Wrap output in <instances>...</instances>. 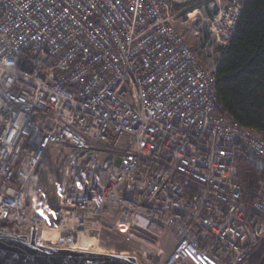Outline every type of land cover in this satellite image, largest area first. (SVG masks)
I'll list each match as a JSON object with an SVG mask.
<instances>
[{"label":"built area","instance_id":"built-area-1","mask_svg":"<svg viewBox=\"0 0 264 264\" xmlns=\"http://www.w3.org/2000/svg\"><path fill=\"white\" fill-rule=\"evenodd\" d=\"M191 1L0 0V236L69 251L84 237L137 264H250L264 140L217 113L215 70L180 27ZM207 1L225 48L246 0ZM241 149L263 171L254 189Z\"/></svg>","mask_w":264,"mask_h":264},{"label":"trees","instance_id":"trees-1","mask_svg":"<svg viewBox=\"0 0 264 264\" xmlns=\"http://www.w3.org/2000/svg\"><path fill=\"white\" fill-rule=\"evenodd\" d=\"M217 113L228 122L254 128L264 140V0H246L236 29L217 62ZM239 179L251 189L263 178L259 160L241 149ZM264 240L255 245L247 262L258 264Z\"/></svg>","mask_w":264,"mask_h":264},{"label":"water","instance_id":"water-1","mask_svg":"<svg viewBox=\"0 0 264 264\" xmlns=\"http://www.w3.org/2000/svg\"><path fill=\"white\" fill-rule=\"evenodd\" d=\"M264 257L258 264H263ZM0 264H137L131 257L39 247L17 236H0Z\"/></svg>","mask_w":264,"mask_h":264},{"label":"rangeland","instance_id":"rangeland-1","mask_svg":"<svg viewBox=\"0 0 264 264\" xmlns=\"http://www.w3.org/2000/svg\"><path fill=\"white\" fill-rule=\"evenodd\" d=\"M191 2L196 3L197 1ZM194 8H198V11L192 13L191 19H188L186 14H184L183 20L186 24L180 27L183 30L187 42L197 50L202 61H204L211 70H215L217 62L223 54V48L217 44L215 39L210 37V19L214 11L209 1L206 2V0H200V3L196 4ZM94 248L99 251H104V254L108 253L107 249ZM110 254L111 253H109V255Z\"/></svg>","mask_w":264,"mask_h":264},{"label":"bare ground","instance_id":"bare-ground-1","mask_svg":"<svg viewBox=\"0 0 264 264\" xmlns=\"http://www.w3.org/2000/svg\"><path fill=\"white\" fill-rule=\"evenodd\" d=\"M79 241H80V244L78 248L81 249V251L104 254V251H99L92 247L94 244V240H90V239H86L82 237ZM105 254H109V253H105Z\"/></svg>","mask_w":264,"mask_h":264}]
</instances>
